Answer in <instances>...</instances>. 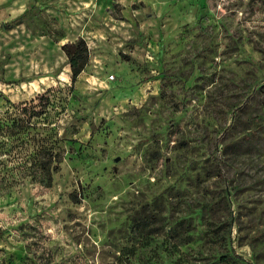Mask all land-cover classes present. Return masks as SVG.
Returning <instances> with one entry per match:
<instances>
[{
  "label": "rangeland",
  "instance_id": "1",
  "mask_svg": "<svg viewBox=\"0 0 264 264\" xmlns=\"http://www.w3.org/2000/svg\"><path fill=\"white\" fill-rule=\"evenodd\" d=\"M0 264H264V0H0Z\"/></svg>",
  "mask_w": 264,
  "mask_h": 264
},
{
  "label": "trees",
  "instance_id": "2",
  "mask_svg": "<svg viewBox=\"0 0 264 264\" xmlns=\"http://www.w3.org/2000/svg\"><path fill=\"white\" fill-rule=\"evenodd\" d=\"M63 50L67 57L71 81L75 82L78 75L88 63L89 50L84 40L63 46ZM14 125V124H12ZM55 148L54 142H46L35 144V154L31 159V167L35 174L41 176L39 182L45 186H50L52 183L53 174L59 170V165L62 161L61 153ZM229 260L234 263L235 256H230Z\"/></svg>",
  "mask_w": 264,
  "mask_h": 264
},
{
  "label": "built area",
  "instance_id": "3",
  "mask_svg": "<svg viewBox=\"0 0 264 264\" xmlns=\"http://www.w3.org/2000/svg\"><path fill=\"white\" fill-rule=\"evenodd\" d=\"M113 76H111L110 78H112Z\"/></svg>",
  "mask_w": 264,
  "mask_h": 264
}]
</instances>
